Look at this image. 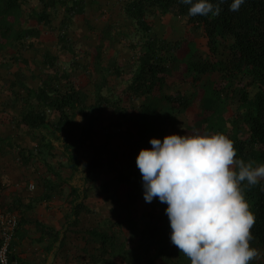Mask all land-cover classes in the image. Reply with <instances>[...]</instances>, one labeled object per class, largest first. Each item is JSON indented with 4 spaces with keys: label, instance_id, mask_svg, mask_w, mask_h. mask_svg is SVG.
<instances>
[{
    "label": "rangeland",
    "instance_id": "374dc122",
    "mask_svg": "<svg viewBox=\"0 0 264 264\" xmlns=\"http://www.w3.org/2000/svg\"><path fill=\"white\" fill-rule=\"evenodd\" d=\"M131 2L23 0L19 22L12 26L13 30L0 35V170L25 169L30 191L41 189L37 173L41 175L44 170L40 157L32 162H28V157L26 165L23 160L36 140L22 117L32 109H42L31 91L41 87L42 81L49 87L65 88L68 80L82 93L87 105L103 103L84 142L77 176L72 180L82 190V201H89L90 206L75 221L68 213L60 218L66 228L62 230L59 264H173L154 256L170 243L167 205L158 198L152 202L144 200L142 174L136 165V149L142 145L150 149L151 138L185 135L188 128L190 136L212 135L221 127L231 138L248 144V151L254 156L250 161L253 167L263 163L259 157L264 152L250 144V125L245 119L259 113L258 102H264V82L244 78L246 100L237 91L228 99L225 109L216 112L214 102L204 90L190 83L191 75L176 70L163 80L167 89L164 93L192 95L187 110L172 115L164 109L162 116L160 109L155 116L146 118V123L144 118L139 121L137 114H123L130 107L138 110L144 100L134 99L130 91L144 55L154 51L163 58L179 56L182 50L177 47L185 39L194 43V56L207 52L201 29L192 26L187 17L150 7L141 27L127 15ZM1 24L0 21V27ZM151 43L154 45L149 47ZM46 112L49 120L56 118L47 109ZM212 113L213 125L206 123ZM145 126L154 130L149 137L144 133L139 138ZM41 133L48 139L53 137L46 128ZM53 143L56 156L49 164L60 173L63 170L58 164L65 165L67 156L61 155L60 140ZM91 158L99 161L100 167L93 173L94 180L86 181L85 165ZM246 184L247 181L241 182V190ZM61 207L58 205L56 210L59 217L68 212ZM99 232L106 235L103 243L93 234Z\"/></svg>",
    "mask_w": 264,
    "mask_h": 264
},
{
    "label": "trees",
    "instance_id": "16d2710c",
    "mask_svg": "<svg viewBox=\"0 0 264 264\" xmlns=\"http://www.w3.org/2000/svg\"><path fill=\"white\" fill-rule=\"evenodd\" d=\"M22 1L0 0L1 36H4L7 31L13 30L12 26L19 22ZM212 2L216 3L217 0H212ZM231 2L232 0H224L221 4L220 14L215 17L211 14L190 16L188 14L190 5L182 4L180 0H132L129 3L127 15L136 20L141 27L145 24V14L150 7L159 8L163 13L187 17L192 26L201 29L206 40L207 52L203 56H194V43L185 39V42L177 47V50H182L179 56L172 55L170 58H163L162 55H158L154 51L144 55L139 61L130 90L134 94L132 95L134 99L143 98L144 100L138 110L130 107V110L124 111V115L128 112L137 114L139 121L144 118L143 123H146V118L155 116L156 111L162 110L163 116L164 109H167V114L172 115L187 110L191 106L192 95L164 93L167 89H165L163 80L176 70L191 75L190 83L193 86H200L204 90L206 97L214 102L212 106L215 107L213 110L216 112L224 110L228 99L233 97L237 91L241 92L240 97L244 101L246 100L247 92L242 84L244 78L264 82V0H245L238 12L229 10ZM31 32L30 30L26 34ZM153 45L154 43H151L149 47ZM180 61L182 62L180 63ZM179 63L182 65L177 68ZM200 79L205 81H200ZM48 81L50 82V80ZM66 83L67 87L61 88L59 86L49 87L42 81L41 87L31 91L32 96L37 98L38 104L42 105V109H32L22 117V121L29 127L30 133L36 140L35 145L27 151V156L23 160L25 163L29 157L30 161L28 162H32L37 160L36 157H40V164L44 167V170L41 169L43 170L42 175H39L42 191L30 199L32 201L27 205V209L30 210L38 204L60 198L64 194L63 188L65 187L67 189L68 215L77 218L80 212L86 210L87 207L82 200L77 201L80 196L76 187L70 184V180L78 171L79 158L83 147H85L84 142L96 123L103 103L87 105L82 93L69 84L68 80ZM193 95L195 96V93ZM258 103L260 104L259 113L248 115L245 121L250 125L252 139L250 144L264 152V102ZM46 109L52 110L57 117L49 121ZM145 113L148 114L145 116ZM213 113L209 115L210 117L208 116L206 123L213 125V119H215ZM77 115L81 117V121L77 120ZM134 117L137 116L134 115ZM192 120L194 126V118ZM44 127H48V133L53 135L51 139L41 133V129ZM210 127L212 128V126ZM220 128L212 135L220 133L233 141L236 157L246 163L254 159V156L248 151L247 143L231 138L226 130ZM189 129L191 128L186 129L185 135H188ZM153 130L145 126V130L139 138L144 136V133L149 137ZM56 139H60L62 144L61 155L67 156L65 165L58 164V167L63 170L60 173L54 171L52 165L49 164V160L56 156L53 143V140ZM141 148L148 147L142 145L136 151L139 153ZM259 159L263 162L261 164H264V154ZM85 166V180L91 181L95 176H93L94 171L100 167V162L91 158ZM242 193L249 204V210L255 216V223L250 230L253 236L249 242L250 247L257 249L260 253L257 258L250 261V264H264V178H261L256 185L246 184ZM16 210L20 219L17 217L18 225L15 232L21 223L23 211H26L25 209L22 211L20 205L16 206ZM40 228L43 230L45 226L41 225ZM93 234L99 240L101 239L102 243L107 239L102 232ZM13 242L12 239L10 258L16 259L19 263ZM154 256L164 263L172 261L173 264H191L190 259L180 252L171 240L165 249L156 251Z\"/></svg>",
    "mask_w": 264,
    "mask_h": 264
},
{
    "label": "clouds",
    "instance_id": "9594fccd",
    "mask_svg": "<svg viewBox=\"0 0 264 264\" xmlns=\"http://www.w3.org/2000/svg\"><path fill=\"white\" fill-rule=\"evenodd\" d=\"M224 0H180L190 16H218ZM245 0H232L238 12ZM136 165L142 174L146 202L167 205L170 240L191 264H250L259 251L250 247L255 216L241 182L256 185L264 164L253 167L236 158L233 141L223 134L178 135L150 139Z\"/></svg>",
    "mask_w": 264,
    "mask_h": 264
},
{
    "label": "crops",
    "instance_id": "0c3cea01",
    "mask_svg": "<svg viewBox=\"0 0 264 264\" xmlns=\"http://www.w3.org/2000/svg\"><path fill=\"white\" fill-rule=\"evenodd\" d=\"M47 110L57 117L52 110ZM76 118L81 121L79 115ZM44 128L48 131V127ZM24 170L19 168H4L0 170V215H16L20 219L16 206L20 205L22 211L23 209L26 210L22 213L21 223L13 237V247L18 257V264H59V246L63 242L62 230L66 228L60 218L68 212L61 213L59 217L56 214V210L58 205H62L61 210L68 209L66 203L67 189L63 188L64 194L60 198L44 204H38L29 210L27 205L31 203L32 200L30 201V199L41 193L42 185L41 189L39 188L35 192L30 191L26 186L27 175ZM13 172L16 173L13 174ZM76 174L77 172L70 180V184L74 187L76 186L73 185L72 180L77 176ZM37 175L39 176L40 174L37 173ZM76 189L80 196L77 200L79 202L84 195H80L81 189L77 187ZM84 204L86 207L87 205L90 206L89 201ZM10 212H14V214ZM73 220L75 221V218ZM41 225H44L45 229L42 230L40 228Z\"/></svg>",
    "mask_w": 264,
    "mask_h": 264
},
{
    "label": "built area",
    "instance_id": "2783aa9c",
    "mask_svg": "<svg viewBox=\"0 0 264 264\" xmlns=\"http://www.w3.org/2000/svg\"><path fill=\"white\" fill-rule=\"evenodd\" d=\"M17 225L15 215H0V264H18L16 259L10 258L11 241Z\"/></svg>",
    "mask_w": 264,
    "mask_h": 264
}]
</instances>
